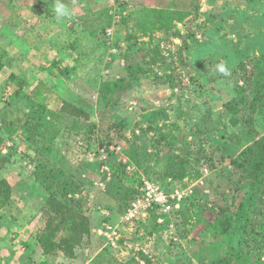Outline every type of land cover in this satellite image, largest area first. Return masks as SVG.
<instances>
[{
    "label": "rangeland",
    "instance_id": "obj_1",
    "mask_svg": "<svg viewBox=\"0 0 264 264\" xmlns=\"http://www.w3.org/2000/svg\"><path fill=\"white\" fill-rule=\"evenodd\" d=\"M61 2L63 18L56 0H0V180L13 188L0 264H35L38 234L62 218L51 191L91 234L77 262L45 264H264V169L249 178L264 0ZM152 179L188 195L135 221V188Z\"/></svg>",
    "mask_w": 264,
    "mask_h": 264
},
{
    "label": "trees",
    "instance_id": "obj_2",
    "mask_svg": "<svg viewBox=\"0 0 264 264\" xmlns=\"http://www.w3.org/2000/svg\"><path fill=\"white\" fill-rule=\"evenodd\" d=\"M262 94H257L256 98L253 100L251 107V117L249 118V131L252 134L257 135L256 146L259 147V154L257 160L253 164V169L249 174L250 179L259 180L262 178V171L264 169V137H259L258 131L255 128V115L257 113V105L261 100ZM62 112L69 115H74L78 117L84 118V120L91 121V116L85 112L84 110L78 108L71 102H64L62 105ZM114 157V156H113ZM112 159H110L111 162ZM115 174V173H114ZM158 181L165 182L167 180ZM143 184H140L135 188V198L140 193L141 187ZM50 193V191H49ZM13 197V188L10 182L7 179L0 180V210L6 208L12 200ZM50 203L52 204V200H56L55 211H57L61 216V220L57 222V224L49 223L45 230L41 231L37 236V250L34 258L35 264H45L47 258L57 252L62 253L66 258L69 259H77L76 251L80 248L86 238H88L91 234V224H90V216L88 213H80L78 217L71 218L64 217L67 214L65 210L68 206L66 201L59 200L54 193L51 191ZM58 199V200H57ZM74 204L78 201L75 199L71 200ZM154 211L151 212V214ZM150 214V216H151ZM177 214V213H175ZM174 215V214H173ZM69 232V235L60 238V234L64 231ZM45 259V260H42Z\"/></svg>",
    "mask_w": 264,
    "mask_h": 264
},
{
    "label": "built area",
    "instance_id": "obj_3",
    "mask_svg": "<svg viewBox=\"0 0 264 264\" xmlns=\"http://www.w3.org/2000/svg\"><path fill=\"white\" fill-rule=\"evenodd\" d=\"M168 182L176 183L171 179L165 182L156 179L144 180L140 193L130 206V213L135 217V221L150 217L152 211L171 216L181 209L188 194L184 196V193L176 188L169 190Z\"/></svg>",
    "mask_w": 264,
    "mask_h": 264
},
{
    "label": "clouds",
    "instance_id": "obj_4",
    "mask_svg": "<svg viewBox=\"0 0 264 264\" xmlns=\"http://www.w3.org/2000/svg\"><path fill=\"white\" fill-rule=\"evenodd\" d=\"M55 14L57 18H63L69 15V10L66 8V6L61 2V0H56L55 8H54ZM216 71L219 74L227 76L229 74V71L227 67L224 64L217 65Z\"/></svg>",
    "mask_w": 264,
    "mask_h": 264
},
{
    "label": "crops",
    "instance_id": "obj_5",
    "mask_svg": "<svg viewBox=\"0 0 264 264\" xmlns=\"http://www.w3.org/2000/svg\"><path fill=\"white\" fill-rule=\"evenodd\" d=\"M60 254H62V253H60ZM75 262H77L78 260H74Z\"/></svg>",
    "mask_w": 264,
    "mask_h": 264
}]
</instances>
